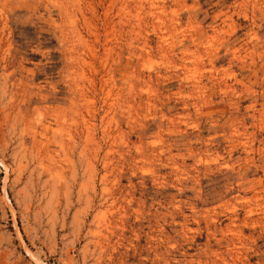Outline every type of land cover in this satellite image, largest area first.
I'll return each instance as SVG.
<instances>
[{"label":"rangeland","instance_id":"rangeland-1","mask_svg":"<svg viewBox=\"0 0 264 264\" xmlns=\"http://www.w3.org/2000/svg\"><path fill=\"white\" fill-rule=\"evenodd\" d=\"M0 264H264V0H0Z\"/></svg>","mask_w":264,"mask_h":264}]
</instances>
